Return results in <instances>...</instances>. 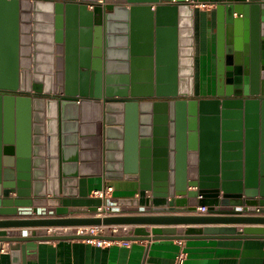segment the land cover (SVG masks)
<instances>
[{"label":"water","instance_id":"95a60500","mask_svg":"<svg viewBox=\"0 0 264 264\" xmlns=\"http://www.w3.org/2000/svg\"><path fill=\"white\" fill-rule=\"evenodd\" d=\"M103 1L115 4L112 12L99 0H0L13 12L10 50L0 52V216H23L0 220V228H43L0 230L14 262L26 264L35 241L264 238V228L151 235L144 227L264 224V216L241 215L264 214V0ZM206 3L216 6V94L196 98L191 5ZM120 11L145 15L142 51L134 35L130 51L111 45ZM165 32L168 69L159 57ZM96 177L138 183L136 197L118 202L127 214L75 216L102 204L91 195ZM198 207L209 215H143ZM44 213L55 216H33ZM100 225L135 228L51 233Z\"/></svg>","mask_w":264,"mask_h":264},{"label":"crops","instance_id":"0c3cea01","mask_svg":"<svg viewBox=\"0 0 264 264\" xmlns=\"http://www.w3.org/2000/svg\"><path fill=\"white\" fill-rule=\"evenodd\" d=\"M10 1V0H7ZM102 8L107 12H112L115 4L104 3ZM127 3H117L118 7L129 10ZM145 3L139 4L144 7ZM131 7V6H130ZM194 13V85L196 98L213 97L216 94L217 84V36H216V6L211 3L204 5L192 4ZM91 8V7H90ZM89 8V9H90ZM153 10L156 5H153ZM12 9L0 5V52L9 51V42L6 40L10 35L12 27ZM20 17V9H18ZM237 17V13L234 14ZM166 17L169 15H165ZM143 13H135L133 16L126 12H118L110 26V42L118 52L130 51L134 43L135 50L142 51L141 44L144 27ZM167 29V26H164ZM134 40L132 43V36ZM169 36V35H168ZM167 32L162 33L160 38V60L161 68H172L173 58L170 40ZM140 47H139V46ZM179 60V49L177 51ZM165 80H169L171 75L167 72L163 74ZM17 126V120H15ZM90 189H99L105 185H112L114 191L112 199L118 204L121 198L137 196L138 183L127 180H107L104 177L89 179ZM189 190H197L196 187H189ZM150 193V192H149ZM150 195V194H149ZM12 198L16 195L12 194ZM200 197H198L199 199ZM49 199V198H48ZM119 205V204H118ZM46 207H51L46 205ZM123 207V206H122ZM218 209V206H215ZM171 206L170 209H174ZM243 208V207H240ZM19 211H28L30 208H18ZM235 209V208H234ZM189 212H150L143 215H190ZM209 215L208 210L204 213ZM223 215V214H213ZM245 216H264L258 213H243ZM75 216H82L76 214ZM23 216H0L3 219H21ZM152 234L171 235L180 233L187 227H235L238 232L245 227L264 228V224H213V225H153L144 226ZM135 226H129L131 234ZM30 229L40 230L43 228H0L4 231H28ZM52 231V230H51ZM54 232V231H53ZM62 235L68 234L61 230ZM37 247L28 253L26 264H174L175 256L181 250L187 253L185 264H264V238H195V239H150L135 241H117L111 244L98 245L88 243L84 240H55V241H35ZM5 248L4 251H1ZM11 244L0 241V264H17L12 256ZM21 264V263H20Z\"/></svg>","mask_w":264,"mask_h":264},{"label":"built area","instance_id":"2783aa9c","mask_svg":"<svg viewBox=\"0 0 264 264\" xmlns=\"http://www.w3.org/2000/svg\"><path fill=\"white\" fill-rule=\"evenodd\" d=\"M204 5V4H200ZM114 191V187L110 185H105L102 188L94 190L92 192L93 197H98L102 200V204L98 206L96 212L89 213H80L82 216H98V217H107V216H115V215H125L127 212L124 208L118 205L112 199V193ZM207 211L206 207H198L192 214H204ZM135 214V213H134ZM34 217H53L55 214H40L33 215ZM61 230L66 231L68 234H79V235H87V236H100V235H129V226L125 225H111V226H81V227H66V228H54L51 233L58 234ZM54 231V232H53ZM84 241L88 243H95L98 245L103 244H111L117 241L103 240V239H84ZM5 248H2L1 251H4ZM187 258V253L184 250H181L175 256L174 264H185Z\"/></svg>","mask_w":264,"mask_h":264}]
</instances>
